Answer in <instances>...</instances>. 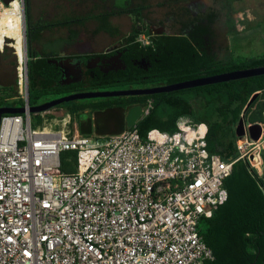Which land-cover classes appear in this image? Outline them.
<instances>
[{
  "label": "built area",
  "instance_id": "obj_1",
  "mask_svg": "<svg viewBox=\"0 0 264 264\" xmlns=\"http://www.w3.org/2000/svg\"><path fill=\"white\" fill-rule=\"evenodd\" d=\"M139 42L146 46L149 36ZM26 112L0 117V264H205L200 234L228 199L225 181L261 147L246 127L239 158L207 149L205 124L182 118L169 134L137 126L103 137L33 127L28 64L19 68ZM150 113L152 102L144 107ZM63 121V120H62ZM68 121L64 125H68ZM76 152V172L61 154ZM257 153L258 163L251 157Z\"/></svg>",
  "mask_w": 264,
  "mask_h": 264
},
{
  "label": "trees",
  "instance_id": "obj_2",
  "mask_svg": "<svg viewBox=\"0 0 264 264\" xmlns=\"http://www.w3.org/2000/svg\"><path fill=\"white\" fill-rule=\"evenodd\" d=\"M1 1L7 8L13 2ZM145 1L95 17L36 21L32 18V1L25 0L30 107L40 105L35 102L37 97H63L67 93L89 92L87 87L130 84H153V87H159L237 70L264 67V55L218 59L210 51L207 41L212 33L211 27L204 23H197L187 33L152 37V32L145 24L144 14L148 10ZM13 13L16 12H9ZM116 13L129 15L133 22L129 35L123 41L127 69L106 75L97 70L94 77L84 84L61 85V70L52 63L61 57L54 53H38L35 48L44 33L67 29L71 40H75L80 34L78 27H83L87 21L95 19L100 24L97 32L117 34L118 30L110 24V18ZM212 21L213 15L210 16V22ZM2 25L4 23L1 21L0 29ZM7 29L11 34H15L11 27ZM142 35L152 37L150 46L143 47L139 42ZM19 41L22 43V37ZM142 58H147L152 67L146 70L134 64L133 60ZM7 89L1 88L3 92ZM256 94H259L258 98L248 106ZM10 98L12 97L7 99ZM7 99L0 101V108L25 106L23 99L13 104ZM150 102V113L136 125L143 139L146 140L152 130L173 134L178 130V122L182 118H191L195 123L207 126V149L211 154L221 155L227 161L236 160L240 153L237 144L239 138L235 131L240 120L243 118L246 125L264 126V75L152 96L92 99L89 103L71 102L58 107L67 108L66 113L71 112V124L80 112L94 113L97 121L95 129L99 133L103 129L102 122L114 118L118 120V113L121 115L118 120L121 128L113 132L116 135L129 129L125 115L128 110L136 106L145 107ZM44 114L32 115L33 127H43L45 118L53 117ZM79 126L83 136L93 134V124L90 121H79ZM87 127L89 131L84 132ZM77 159L76 152L62 153V172L75 173ZM224 185L228 191L227 201L215 210L211 218L201 220L200 234L214 254V260L205 264H264V174L252 168L247 160L240 159L234 164L232 175Z\"/></svg>",
  "mask_w": 264,
  "mask_h": 264
},
{
  "label": "rangeland",
  "instance_id": "obj_3",
  "mask_svg": "<svg viewBox=\"0 0 264 264\" xmlns=\"http://www.w3.org/2000/svg\"><path fill=\"white\" fill-rule=\"evenodd\" d=\"M9 8L0 0V22L2 21L4 25H2L0 29V101L8 97H12L7 99L10 104L14 102H19L22 100L24 92L20 88L19 84V68L21 64L25 63V58L23 55V46L20 43L19 38L22 37L23 33V23H24V5L22 0H12ZM100 1V4H99ZM32 0L34 7L36 8L37 3L41 4H49L50 11H45L41 13L40 11H35L36 14H42L44 18L51 20H61L67 17H86L92 16L100 13L102 11V7L106 8L109 5L106 4L107 1L104 0ZM178 2V0H175ZM188 0H180L182 4L180 7L184 6ZM119 8L125 7L126 4L132 3L133 0H118ZM165 0H150L149 8L146 13V17L154 22V28L167 30L171 35L181 34L183 27H180V24L174 25L173 23L168 24L167 26H163V21H166V16L169 15L170 12H175L174 9L172 11L164 8L163 3ZM25 3V2H24ZM220 5H223V11L227 10L224 14L225 19L220 20L216 25L213 49L216 53H218L219 58L221 60H227L236 56L243 57H260L264 55V0H220ZM179 9V8H178ZM14 10L13 14H9L10 11ZM23 11V17H22ZM178 11V10H177ZM181 15H185V18L191 16V12L189 10H181L179 11ZM206 16H201V19ZM185 18H180V20H185ZM158 20L161 21L158 24ZM122 33H124V37L130 33V24L127 19H121ZM94 26H97L96 21L92 19L89 21L86 26L83 28L78 27V31L84 33L86 35L92 34V30H94ZM7 27H11L15 30V34H11ZM77 28V27H75ZM85 30V32H83ZM46 39L40 44H36L35 48L38 53H49L47 50V45L50 38H61L69 35V31L67 29H58L52 32H45ZM66 41V40H65ZM63 44V45H62ZM115 45V44H114ZM47 46V47H46ZM49 50L57 51L58 56L65 49L69 52L67 43H56L50 45ZM25 47V44H24ZM46 47V48H45ZM45 48V49H44ZM62 55V54H61ZM8 88L7 91L3 92L1 88ZM145 87H153V84H130V85H110V86H100L95 88L87 87L86 90L89 92H114L120 90H130V89H143ZM158 87V86H156ZM71 95V93H67L65 96ZM64 97V96H63ZM59 95H52L49 97H37L35 99L36 103H46L49 102L46 99L56 100ZM26 103V100L23 99ZM91 100H81L75 101L74 104L80 103H89ZM11 107V106H6ZM64 112H68V109L65 107L55 108L47 113L44 116H58L60 117ZM124 114V113H123ZM116 116L120 119L121 115L116 113ZM120 116V117H119ZM57 119V118H56ZM118 119V120H119ZM115 118L112 119L114 122H118ZM65 121H69V116H67L66 120H61L60 122H51L45 123L44 127H48L50 130L54 131H62L68 130L71 133L74 131V123H78V121H87L93 124V133L94 137H103V134L96 133L95 127L97 126V121L94 113L80 112L76 115L74 123L70 122L68 125H64ZM104 124V123H103ZM121 128L120 124L118 127L114 128L113 131H118ZM237 128V127H236ZM264 128V126H263ZM73 134V133H72ZM114 134V133H113ZM264 140V134H263ZM240 140H238V143ZM261 155V165L257 167V169L261 172L260 174H264V142L260 151Z\"/></svg>",
  "mask_w": 264,
  "mask_h": 264
},
{
  "label": "flooded vegetation",
  "instance_id": "obj_4",
  "mask_svg": "<svg viewBox=\"0 0 264 264\" xmlns=\"http://www.w3.org/2000/svg\"><path fill=\"white\" fill-rule=\"evenodd\" d=\"M141 2L143 0H140ZM150 0H146L145 3L148 5L149 8V2ZM176 2L175 0H165L163 5L165 6L164 8H167L168 10L172 11L171 9H174L175 12H170L168 16H166V21L163 20H158V24L163 21L162 25L167 26L170 23H173L174 25L180 24V27H183L182 33L184 32H189L194 25L197 23H204L206 25H210L212 33L210 37L207 38V41L209 42V48L210 51L217 56L218 59L219 55L216 53L213 49V45L211 43L214 42V36H215V30H216V25L220 20L225 19V11L222 13L223 5H220V0H188L186 3H184V6L182 8L180 5L182 4L181 2ZM133 6L137 5L136 0H133L132 3H129L128 5L126 4L125 7L121 9H125L128 6ZM179 8V9H178ZM121 9L108 12V13H113L117 12ZM189 10L191 12V16L188 18H185V15H181L179 11L181 10ZM178 10V11H177ZM148 11V10H147ZM146 11V12H147ZM125 15V14H123ZM118 13L113 15L111 18H120L121 16ZM145 15V24L149 27V30L152 32V37L155 36H162V35H171L170 33L167 32V30H163L160 28H154V22H152L150 19L146 17ZM214 16V21L210 22V16ZM129 16V15H127ZM201 16H206L201 19ZM130 17V16H129ZM185 18V20H180V18ZM110 18V19H111ZM131 18V17H130ZM132 20V18H131ZM92 21V20H89ZM87 21V22H89ZM133 25V22H132ZM189 27V28H188ZM118 30V29H117ZM100 33V32H99ZM83 35V33L80 32L79 36ZM117 36H120L119 30L118 33L116 34ZM129 35V34H128ZM127 35V36H128ZM174 35V34H173ZM152 37H149V44L143 47L150 46L152 44ZM126 36L124 37V39ZM118 45H112V47L108 48V52L106 54H100V55H92V56H85V55H80L76 57H66V58H61L59 59L61 68L64 70L65 77L63 78V74L61 77L60 82L62 83H67L64 84L65 86H71V85H78V84H84L86 83L89 78H93L95 75V72L98 70L100 72H103L105 75L110 74L113 72H119L120 70H126L127 69V64H126V59H125V45H123V41ZM147 58H142L141 60L135 59L134 64L139 65L146 70L149 69V67H152L150 61L146 60ZM82 70V77L78 75L79 70ZM61 70V69H60ZM62 71V70H61ZM75 81H80V82H75Z\"/></svg>",
  "mask_w": 264,
  "mask_h": 264
},
{
  "label": "water",
  "instance_id": "obj_5",
  "mask_svg": "<svg viewBox=\"0 0 264 264\" xmlns=\"http://www.w3.org/2000/svg\"><path fill=\"white\" fill-rule=\"evenodd\" d=\"M23 4H25V0H22ZM24 38H25V57L28 64V53H27V24H26V15H25V5H24ZM59 60H53L52 63L57 65L62 71L63 78L65 77L64 70L61 68ZM78 75L82 77V70L80 68ZM264 75V67L259 68H251V69H244V70H237L229 73L219 74L215 76L210 77H203L198 78L194 80H188L176 84L166 85V86H159V87H152V88H143V89H130V90H120V91H114V92H81V93H75L68 96H64L61 98H58L56 100H52L43 104H40L38 106L30 107V113L32 115L35 114H44L47 113L58 106L75 102V101H81V100H92V99H106V98H117V97H130V96H152L156 94H162V93H171L176 92L180 90H186V89H193L197 87L212 85V84H219L224 82H230V81H236L246 78H252L257 76H263ZM80 82V81H75ZM60 84H62L60 82ZM67 84V83H63ZM29 94V93H28ZM259 94H256L251 101L249 102L250 106L257 98ZM144 106H136L131 108L128 111L127 115V123L128 128L131 129L135 127L145 116L144 112ZM26 112L25 107H3L0 108V117L3 115H20L24 114ZM246 127L244 119L242 118L240 122L238 123V126L236 128V136L243 140V137L246 133ZM248 131L250 133L251 139L254 141H259L263 134H264V128L260 124H254L249 126ZM252 164L258 163L257 153H254L251 157Z\"/></svg>",
  "mask_w": 264,
  "mask_h": 264
},
{
  "label": "crops",
  "instance_id": "obj_6",
  "mask_svg": "<svg viewBox=\"0 0 264 264\" xmlns=\"http://www.w3.org/2000/svg\"><path fill=\"white\" fill-rule=\"evenodd\" d=\"M97 1H99V0H97ZM104 1H107L106 4L109 5V7L108 6L106 8L102 7V11L100 13H98L96 15H92V16H86V17H95V16H98V15L103 14V13H108V12H112V11L123 8V7L119 8L118 0H104ZM136 3L139 4L142 2L140 0H136ZM99 4H100V1H99ZM35 11H40L41 13H43L45 11H50L49 4L47 5V4L37 3L36 8H35L34 4L31 3V13H32V18L36 21H38V20L50 21L51 20V19L44 18V16H42V14H36ZM86 17H76L75 16L73 18H86ZM121 19H122V21H123V19H127L129 21L130 31H131L132 20L127 15L121 16L120 18H118V20L115 17L110 19V24L112 25L113 28L119 30L120 36H117L116 34H109L105 31H100V33L97 32L99 27H100V24L97 20L94 19V21H96V23H97V26L96 27L94 26V30H92L93 31L92 34L86 35L83 33V35L78 36L75 40L74 39L71 40L72 37L70 36V34L66 36V39H65V37H62L64 40H62L59 37H57V38L52 37L49 40H47L49 42V44L47 45L48 47L46 46L47 50L49 51V53H58V50L57 51L49 50L48 48L52 47L50 45L56 44V43H67V44H69L68 48H70L69 52L64 49L59 55L61 58H66V57H73L74 58V57L80 56V55L81 56L82 55H85V56L94 55V56H96V55H100V54H106L108 52L107 50H109L108 48L112 47V45H114V44H116V45H118V43L120 44L122 42V40L124 39V33H122V27H120L122 24ZM55 20H57V19H55ZM87 23L88 22L85 23L83 28L86 26ZM83 32H85V30H83ZM79 33H80V31H79ZM46 37L47 36L44 33L42 39L40 40V42L38 44H40L41 42L43 43L45 41ZM63 114H66V112H64ZM125 115H126V121H127L128 112H126ZM53 118H55V119H53L51 122L56 121L58 123L61 121L58 119L59 117L56 115L53 116ZM70 121H72V116H71V112L69 111V121L68 122H70ZM74 124H75V126H74L75 132H72V133L73 134L78 133V134L83 135L81 132L80 126H79V121H78V123H74ZM102 124H103V127H102L103 129H102L100 134H103V136L114 135L113 134V132H115V131H113L114 128L118 127L119 124L121 125L120 122H114L112 120H105L102 122ZM88 131H89L88 127L86 129H84V132H88ZM96 133H99V132H96ZM90 136H95V135L93 133Z\"/></svg>",
  "mask_w": 264,
  "mask_h": 264
},
{
  "label": "bare ground",
  "instance_id": "obj_7",
  "mask_svg": "<svg viewBox=\"0 0 264 264\" xmlns=\"http://www.w3.org/2000/svg\"><path fill=\"white\" fill-rule=\"evenodd\" d=\"M22 17H23V11H22ZM24 44H25V38H24V23H23L22 46H23V55H24L25 62H26V57H25V47H24ZM67 116H69V113L63 114V115H62L61 117H59L58 119H59V120H66ZM53 119H55V118H53V117H50V118L46 117V118H45V122L48 123L49 121H52Z\"/></svg>",
  "mask_w": 264,
  "mask_h": 264
}]
</instances>
